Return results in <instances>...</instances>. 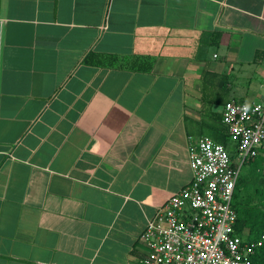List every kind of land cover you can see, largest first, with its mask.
<instances>
[{
  "label": "crops",
  "instance_id": "1",
  "mask_svg": "<svg viewBox=\"0 0 264 264\" xmlns=\"http://www.w3.org/2000/svg\"><path fill=\"white\" fill-rule=\"evenodd\" d=\"M218 91L264 100V0H0V264H141Z\"/></svg>",
  "mask_w": 264,
  "mask_h": 264
},
{
  "label": "built area",
  "instance_id": "2",
  "mask_svg": "<svg viewBox=\"0 0 264 264\" xmlns=\"http://www.w3.org/2000/svg\"><path fill=\"white\" fill-rule=\"evenodd\" d=\"M222 115L235 158L210 137L191 147L192 180L146 218L141 264H252L261 243L236 233L234 197L245 164L264 149V101H230Z\"/></svg>",
  "mask_w": 264,
  "mask_h": 264
},
{
  "label": "trees",
  "instance_id": "3",
  "mask_svg": "<svg viewBox=\"0 0 264 264\" xmlns=\"http://www.w3.org/2000/svg\"><path fill=\"white\" fill-rule=\"evenodd\" d=\"M218 121L223 124V115H218ZM224 125V124H223ZM226 135L229 136L228 127ZM222 138V134L216 137ZM218 143V142H217ZM225 146L232 158L236 156L235 145L229 147L226 143H219ZM251 169L241 174L237 183L234 207L237 212L236 233L245 241L254 244L261 243L255 253L251 256L252 264H264V149L252 158ZM246 165V164H245Z\"/></svg>",
  "mask_w": 264,
  "mask_h": 264
},
{
  "label": "rangeland",
  "instance_id": "4",
  "mask_svg": "<svg viewBox=\"0 0 264 264\" xmlns=\"http://www.w3.org/2000/svg\"><path fill=\"white\" fill-rule=\"evenodd\" d=\"M249 67L245 68V69H248ZM249 70L251 71L252 70V67L251 69L249 68ZM251 73V72H250ZM216 94L213 95V109L217 112H222V106L224 105V103L228 100V99H232L233 97H236V94H234V92H225L224 91H218V92H215ZM249 99H246L245 101L247 103H252V102H261V101H264L263 99L261 98H253L251 99V97H248ZM238 100L236 101H242L241 98H238ZM233 100V99H232ZM208 103V101H206V104ZM209 108V107H208ZM215 126V131L213 133V129H203V135H206V136H209L211 137L212 140H214L215 142H218V143H226L229 147H234V143L232 141H230V139H228V136L226 135L227 133V129L226 127H224L223 124L220 123V121L217 120V122L214 124ZM222 134V138L221 136H219V139H217L218 137H216V135L218 134ZM251 163H246V165L244 166V168L242 169V175L247 173L250 169H251Z\"/></svg>",
  "mask_w": 264,
  "mask_h": 264
}]
</instances>
